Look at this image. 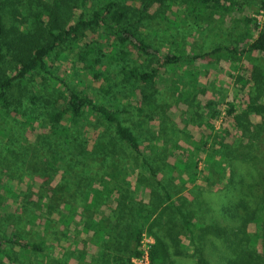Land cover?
<instances>
[{"label": "rangeland", "instance_id": "rangeland-1", "mask_svg": "<svg viewBox=\"0 0 264 264\" xmlns=\"http://www.w3.org/2000/svg\"><path fill=\"white\" fill-rule=\"evenodd\" d=\"M2 1L5 3V33L0 42V79L14 72L15 55L23 45L24 37L15 31L18 24L22 23L21 29L29 36L26 38L45 45L48 35L39 20L55 32V25L65 29L79 15L88 18L110 0H90L84 5L80 0ZM111 1L124 7L126 22L132 26L130 29L159 53L210 55L191 63L169 66L154 60L147 61L146 57H139L134 51L130 53L128 47L120 51L118 48L111 51L110 47V51L107 48L99 53L100 44L108 43L104 40L107 35L100 28L86 30L79 41L66 40L53 50L47 60L50 75L40 72L33 75L35 91L42 95L38 104L40 107L36 109L40 119L46 122L49 112L65 106L68 89L80 90L95 103L118 112L121 123L137 134L145 156H157L166 151L163 163L167 164L166 170L158 172L157 177L158 180H165L170 192L197 185L209 188L219 201L217 193L223 189L222 183L217 177L212 178L205 173L206 150L198 142L209 135L208 144L214 143L219 149L215 158L223 155L225 161L222 165L226 171L222 177L228 178L229 170L238 171L247 194L245 201L264 217V206L258 204L264 188V52H247L237 59L229 58L223 50L210 53L221 46L245 48L256 39L255 19L263 0H222L217 7L192 13L181 0H167L147 10L143 6L145 0ZM122 52L125 55L118 60ZM132 67L147 72L155 70L153 82L138 85L132 80H125L122 70ZM18 87L19 84H14L7 95L12 104L5 112H9L7 115L10 116L0 111L2 126L11 121L9 117H15L11 109L13 111L16 105ZM228 105L233 110L231 114L227 112ZM251 105L263 110L251 117L246 116L244 110ZM29 109L30 106L25 107L26 111ZM99 119L90 110L79 117L80 124L74 134L82 142L84 152L92 151L95 141H104L98 138L103 133V136L111 135L108 126ZM63 123L65 126L70 124L68 118ZM25 128V138L29 141H33L41 131L36 121ZM118 153L126 165L124 179L130 183L134 199L148 202L149 192L142 186L148 173L140 159L127 152L124 146H119ZM106 163H109L108 159ZM176 163L178 166L168 168ZM45 168L42 166L32 171L17 165L9 175L0 178V234L8 237L17 233L26 242L39 243L44 248L43 253L36 254L5 245L3 248L12 260L0 257V264H93L89 261L90 256L99 255L106 241L101 232L110 226L109 216L114 213L117 204L118 196L114 192L117 185L103 176L98 182L104 188L99 189L103 191V199L109 196V202L80 215L78 210L76 215L68 210H61L58 216L50 215L38 196L42 183L49 180V184L55 185L62 171L56 164ZM108 170L104 168L103 172ZM193 171L195 181L189 183ZM234 181L238 183V173ZM237 189L238 184L232 185L224 199L235 203ZM31 201L37 203L35 210L28 205ZM146 220L145 215H141L136 228L149 235L145 232L149 222ZM98 222L84 231L85 227ZM230 224L234 227L238 225L233 221ZM179 229H172L171 234L176 240L191 246L188 237L181 239L177 236ZM248 231L252 233L251 229ZM130 247L131 251L136 249L134 244ZM71 251H79L80 256L70 254ZM224 253L222 258L218 257L220 264H226L228 259L226 254L229 252L224 250ZM198 257L208 264H219L209 256L199 238L194 256L187 253L178 256L177 264H198ZM255 260L257 264H264L259 257Z\"/></svg>", "mask_w": 264, "mask_h": 264}, {"label": "trees", "instance_id": "trees-1", "mask_svg": "<svg viewBox=\"0 0 264 264\" xmlns=\"http://www.w3.org/2000/svg\"><path fill=\"white\" fill-rule=\"evenodd\" d=\"M89 1L80 0L82 5ZM165 1L167 0H145L143 6L147 10L150 6ZM220 1L222 0H181L189 13L217 7ZM4 5L5 3L0 0V42L5 33ZM260 7H264V0L261 1ZM39 23L45 28L48 35L46 44L41 45L26 38L29 36L21 29L22 23L18 24L15 31L17 34H21L22 38L24 37L23 45L15 55L14 72L0 79V111H4L6 116H10L7 115L9 112H5V110L12 104V101H8L7 95L14 84H19L16 105L13 111L11 109V112L15 113V117H9L11 121L6 126L0 125V178L9 175V172L14 170L17 165L37 171L42 166L45 168L56 164L62 171L60 179L55 185H51L49 180H45L41 185V194L38 198L43 201V206L50 215L58 216L61 210H68L75 215L79 211L78 215H80L83 211L109 202V196L103 199V191L99 188H104V186L98 182L99 178L101 179L103 176L109 177L117 185L114 189L118 196L117 204L114 208L115 211L113 210L114 213L109 216L110 223L108 225L110 226L101 232L106 241L101 253L95 255L98 262L93 255L89 258L90 263L93 264H133L131 259L138 255V243L144 232L136 228L141 215H145L146 221H149L146 223L145 232L154 239V244L149 251L151 264H177L178 256L185 253L194 256L198 238L209 256L216 259V263L220 264L221 261L218 260V257L222 258L225 255L224 250L229 252L226 254L228 257L226 264H257L256 257L264 262V217L257 214V208H250L249 203L245 201L247 194L243 189V179L238 171L229 170L228 178L222 177L226 171L222 165V162L225 161L223 155L218 159L215 158L219 149L214 143L208 144L209 135L199 139L198 142L206 150L205 173L212 175V178L217 177L222 183L223 189L217 193L219 201L209 188L204 189L197 185L170 192L165 180H158L157 177L158 172L166 170L167 164L163 165L166 160V151L157 156H145V153L141 151L137 134L121 123L118 112L95 103L80 90L68 89L65 106L61 110L49 112L46 115L48 118L46 122L43 123L38 115L39 112H36V109L40 107L38 104H40L42 95H38L35 91L33 75L37 72L50 75L47 60L53 50L60 47L66 40L79 41L86 30L93 31L100 28L107 35L104 40H108V43L100 44L99 53L102 52V49L107 48L110 51V47L111 51L116 48L120 51L124 47H128L130 53L134 51L139 57H146L147 61L154 60L161 65L191 63L210 54L159 53L142 38L135 35L130 29L132 26L126 22L124 7L111 0L106 1L88 18L79 15L77 20L65 29L55 25V32H53L47 23L43 24L41 20ZM1 45L0 43V52ZM245 46V48L221 46L213 49L210 53L223 50L226 51L229 58L237 59L239 55L247 52H264V27L258 32L256 39ZM121 54L122 56L119 55L118 60L123 59L125 52ZM122 72L125 80H132L138 85L151 84L156 74L153 69L147 72L136 67L122 70ZM29 106L30 109L26 111L25 107ZM86 110H90L104 121L111 133V135L103 136L105 134L103 133L102 136H99L98 138L104 141L100 143L95 141L90 152L82 150V142L74 134V130H78L80 124L79 117ZM262 110L260 107L251 105L245 108L244 114L251 117ZM227 112L233 113L231 106ZM21 117L22 119H20ZM67 118L70 124L65 126L63 122ZM33 121L37 122L41 131L33 141H29L25 138V127L31 126ZM237 124L240 125L239 122ZM241 132L245 133L243 130ZM119 146H124L127 152L139 158L148 173V176H145L146 179L142 181V186L149 192V199L146 203L134 199V193L129 189L130 183L124 179L127 175L126 165L118 153ZM86 158H89V161ZM106 159L109 160L108 164ZM173 166L178 165L176 163L168 168H173ZM104 168L109 170L103 172ZM237 173L238 183L234 181ZM191 175L189 183L195 181L194 171ZM236 184H238L237 201L234 203L230 199H224L229 188ZM172 188H177V186H172ZM258 204L264 206V188L258 198ZM28 205L35 210L37 203L31 201ZM166 211L169 213H165ZM231 221L238 225L234 227L230 224ZM99 223L85 227L84 231L90 230ZM178 227H180V234L177 236L181 239L188 237L191 246L181 243L171 234V230ZM248 229H251L252 233ZM238 235L241 236L238 237ZM224 243L231 249L225 247ZM131 244H134L136 249L131 251ZM5 245L17 246L24 251L36 254L44 252L42 245L26 242L17 233H12L8 237L0 234V257L7 261L12 258L4 250ZM74 253L76 256H80L79 251L70 252V254ZM197 263L208 264L201 257L197 258Z\"/></svg>", "mask_w": 264, "mask_h": 264}, {"label": "built area", "instance_id": "built-area-1", "mask_svg": "<svg viewBox=\"0 0 264 264\" xmlns=\"http://www.w3.org/2000/svg\"><path fill=\"white\" fill-rule=\"evenodd\" d=\"M256 29L260 32L264 27V7L259 9L258 17L255 19ZM138 255L131 259L133 264H151L149 259V251L154 244L152 236L143 233L138 243Z\"/></svg>", "mask_w": 264, "mask_h": 264}]
</instances>
